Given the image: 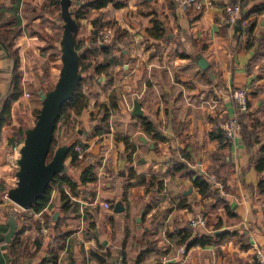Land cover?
Masks as SVG:
<instances>
[{
	"label": "crops",
	"instance_id": "crops-1",
	"mask_svg": "<svg viewBox=\"0 0 264 264\" xmlns=\"http://www.w3.org/2000/svg\"><path fill=\"white\" fill-rule=\"evenodd\" d=\"M200 2L203 9L195 12L181 9L174 0H124L122 8L108 5L91 10L80 21L77 38L84 44L93 32L90 21L98 16L104 25L98 36L108 33L106 45L114 36V24L125 29L130 40L126 49L114 52L106 72L82 88L88 101L95 102L93 106L88 102L76 118L80 126L76 141L83 147H75L81 150L82 163L69 165V159L65 160L67 176L78 192L70 198L78 203V214L65 217L60 212V189L67 195L69 190L64 184L52 186L42 213L17 209L11 239L17 236L15 250L0 246V264H40L59 238L63 247L56 251L55 264H122L121 253L124 264H135L140 254L145 256L139 264L255 263V247L264 249V162L260 170L256 168L264 129L257 131L259 143L252 142L250 147L241 138L238 117L234 137L222 141L221 147L208 132L215 127L221 130V123L237 113L230 93L238 88L247 90L249 105L238 116L252 114L264 122V59L246 70L257 42L246 50L244 33L226 23L224 8L236 0ZM52 10L49 0H0V96L13 72L12 50L19 60L23 89L11 105L10 122L0 131V208L9 206L7 211L0 209V233L7 232L8 213L17 208L5 195L16 182L14 160L24 130L35 122L33 111L40 105L37 92L55 80L57 58H50L55 49L47 48L44 37L59 28L60 12ZM154 21L163 25L164 40L147 34ZM263 29L264 12L256 16V39ZM178 53L189 57L180 58ZM201 57L205 69L197 64ZM135 101L142 116L131 114ZM99 104L110 111L109 132L92 135L103 115ZM142 119L166 141L147 134ZM247 122L241 120L242 125ZM57 128L60 141H66L64 128L60 124ZM182 149L187 159L179 153ZM172 160L183 162L194 175L171 174ZM131 168L146 175L144 184L128 178ZM84 171L95 180L83 184ZM200 176L210 184L206 195L193 185ZM115 203H121L124 211L114 213ZM197 213L204 216L206 225L191 228L189 221ZM46 216L53 220V232L47 226V234L40 235L38 219ZM184 231L187 239L182 242ZM196 237L210 242L191 246ZM182 246L186 254L179 253Z\"/></svg>",
	"mask_w": 264,
	"mask_h": 264
},
{
	"label": "trees",
	"instance_id": "trees-1",
	"mask_svg": "<svg viewBox=\"0 0 264 264\" xmlns=\"http://www.w3.org/2000/svg\"><path fill=\"white\" fill-rule=\"evenodd\" d=\"M49 3L53 7L52 11L60 12V1L59 0H49ZM235 3H239V6H240V11L238 14V23H236L235 27L237 31L239 32V34L244 33V35L246 36L247 43L245 44V49L246 50L251 49L254 45L253 43L255 41L257 42V48L254 49L253 55L246 65V70L247 69L249 70V68L253 64L264 59V29L261 32L260 37L257 39L254 37V32H253L256 16L264 12V0H236ZM249 3H253V5L252 7L247 8V5ZM74 4H75L74 7L71 5L70 11L72 12V15L77 23V31L74 34V47L76 51L79 53V73L81 74V79L79 81V84L77 85V88L73 92V94L70 96V98L67 101H65L62 104L60 108V112H59L58 118L54 126L53 136H52V140L49 146V151L46 157V162L50 161L55 149L58 146L66 144L68 145V150L66 153L65 160L69 159V165L78 166L82 163V161H80L77 158V152L75 151V146L78 145L76 141V137H78V131H77L78 129L77 128L73 129L71 133L66 137V141L61 142L60 140L62 137L60 136V134L56 135V132L58 131L57 126L60 124V126H62L64 130L68 129V127L70 126L71 119H73V121L74 120L76 121V118L80 115L82 110L87 108L89 101L86 95L83 94L82 92V85H91L93 78L98 77L101 73L106 72V70L113 64L114 52L118 50L120 51V50L126 49L127 44L130 40V35L125 29H121L119 28L118 25L114 24L112 25L114 36L111 42L108 43L105 48H100V45L96 43V40H97L99 32L101 31L104 25L101 22L100 16H98L95 19L90 21L93 27V32L91 33L87 43L84 44L83 40H79L77 38V32L81 25L80 21L86 18L91 10H100L102 8H105L108 5H112L114 8H122L125 5V3H124V0H76ZM252 15L254 17L251 20H248V18ZM57 19L59 20L60 23L62 22L60 14H58ZM241 21L246 22L244 26L241 25ZM59 29L61 30V24H59ZM147 34L150 37L157 39V40L165 39V29L163 25L157 21H154L153 26L147 30ZM59 36L60 35L57 33V31H55L52 35L46 34L44 37L47 43V48H53V49L57 48L56 43L59 42ZM4 46L10 50L9 44H4ZM100 53H101V56H99ZM11 56L13 57V72H12L11 78L8 81L4 94L0 96V131L3 126H5L6 124L10 122L11 105L22 95V92H23L22 83H21V71L19 70V60H18V57L15 51L13 50L11 51ZM58 56H59V49H57V53H54L50 58L51 60L54 61L55 58H57ZM178 56L180 58L189 57V55L185 53H178ZM91 59L93 60V64L90 63ZM55 66L56 65H54V67ZM57 68H59V66ZM89 68H91V72L87 74L86 72H87V69ZM39 106H41V104ZM99 106L103 109V115L99 118L98 125L94 127L92 135H95L98 133H108L109 132V126H108L107 120H108L110 111L103 104L102 105L99 104ZM38 111H39V107L33 111L34 116L37 115ZM243 118L247 119L248 121L247 125L246 123L245 125L241 124V120ZM238 120H239L241 138L244 144L247 147H250L252 142L259 143V137L257 135V131L264 129V122L263 123L259 122L256 118L253 117L252 114L239 115ZM142 124H143L144 131L147 134L153 136L154 138H157L161 143H164L166 141V139L161 137V135L154 129L151 123H149L145 119H142ZM247 126H249V128H247ZM208 136L210 138L217 139L219 143V147H221L222 141H226V142L230 141V139L226 137L224 132L216 127L214 129H211L208 132ZM183 141H184L183 138L180 137V142L182 144H183ZM78 146L81 148L83 147V145H78ZM179 153L181 154L183 158L185 159L188 158V154L186 153L184 149L180 150ZM171 162L174 164L173 170L170 172L171 174L175 175L176 173L182 172L184 173L183 175H187L188 177H192L194 175V172L189 170L188 166H186L183 162L177 161V160H172ZM263 162H264V144L259 148L258 156L256 158V168L258 170H260L259 166ZM88 174H90L88 171H84V173H82L80 177V181L83 184L86 181L93 182L95 180L94 176H92L91 174L90 175ZM127 176L129 179H135L138 184L145 183L146 175L136 174L132 168L129 170ZM61 184H64V186L68 188L69 194L67 195L63 188L60 189V198H61V201L63 202L60 208V212L65 217H68L70 215H77L78 214V203L74 201L70 202V198L75 197L78 192L75 188V185L72 183L71 179L67 176V173L55 175L54 179L48 185L44 196L42 198H39L36 204L32 205L29 209L27 210L20 209V211H25V212H29L33 214L42 213V211L48 205V202L50 200L52 186H58ZM193 185L198 188V192L201 195H206L211 190L210 184L207 181V178L203 176L196 178L193 181ZM44 218L46 221V225L53 232V228L50 227L51 225L50 223H52L53 220L51 219V217H47V216ZM4 233L5 232L0 233V246H6L10 252L14 251L15 250L14 242L17 236L12 240L10 244H6L5 239H4ZM186 239H187V235H186V231H184L183 234L181 235V241L184 242V240ZM209 242L210 241L206 237H201V238L196 237L195 239L190 241L189 244L191 246L196 245V244L200 246H204L206 244H209ZM53 244L54 246L52 247H54L55 249H53L52 247H48L46 251L48 252V257L44 258L40 264H55L56 263V258H57L56 251L63 247L62 238L54 239ZM120 256L122 258V264H124L125 262L124 254L121 253ZM144 256H145L144 254H140L135 264H139L143 260Z\"/></svg>",
	"mask_w": 264,
	"mask_h": 264
},
{
	"label": "water",
	"instance_id": "water-1",
	"mask_svg": "<svg viewBox=\"0 0 264 264\" xmlns=\"http://www.w3.org/2000/svg\"><path fill=\"white\" fill-rule=\"evenodd\" d=\"M59 1L62 20V32L58 43L61 65L58 77L52 88L47 91L39 90L37 92L41 106L35 116L33 126L24 130L23 142L14 160L16 182L12 188L7 190L6 198L17 208L10 210L7 216L6 225L8 230L4 234L7 243L11 242L16 232L17 209L27 210L36 204L37 200L44 196L48 185L55 175L67 173L65 158L68 145L58 146L50 161L46 162L60 108L73 94L81 79L79 53L74 47V34L77 31V23L70 11L72 0ZM106 46V44H103L100 45V48H105ZM197 64L200 69L206 68L202 57L198 59ZM131 114L142 116V111L137 101L133 104ZM123 211L124 207L121 203L114 204V213Z\"/></svg>",
	"mask_w": 264,
	"mask_h": 264
},
{
	"label": "built area",
	"instance_id": "built-area-1",
	"mask_svg": "<svg viewBox=\"0 0 264 264\" xmlns=\"http://www.w3.org/2000/svg\"><path fill=\"white\" fill-rule=\"evenodd\" d=\"M174 1L183 10L187 9V8H192L194 11L200 12L203 9V5L200 2V0H174ZM239 11H240L239 3L228 5L224 8V18H225L226 23L230 27H235L236 23H238ZM245 23H246L245 21H241L242 26H244ZM108 39H109L108 33H103L97 37L96 43L98 45H103V44H106ZM25 96H29V94H25ZM230 97L233 99V101L236 105L237 113L234 114V116L231 117L230 119H228L227 121L222 122L220 125V128L224 132V134L226 135L227 138L232 139L235 135V132L238 129V121H237L238 114L241 112L247 111V107H248L247 90L245 88L235 89L230 93ZM75 151L77 152V158H81L82 153H81L80 148L75 147ZM103 207L105 209H108L109 205L104 203ZM39 214H38V216H39ZM38 220H39V224H40L38 234H40V235L41 234H47L48 227L46 225L45 220H43L42 218H39ZM205 225H206V221H205L204 216L201 213H197L189 221V226L191 228H195L197 226L204 227ZM178 251L180 254H186L187 253L185 246L180 247L178 249ZM254 260H255V264H264V249L255 247Z\"/></svg>",
	"mask_w": 264,
	"mask_h": 264
},
{
	"label": "rangeland",
	"instance_id": "rangeland-1",
	"mask_svg": "<svg viewBox=\"0 0 264 264\" xmlns=\"http://www.w3.org/2000/svg\"><path fill=\"white\" fill-rule=\"evenodd\" d=\"M73 3V2H72ZM60 24H62V22L60 23ZM61 32H62V29L60 30L59 28L57 29V33L61 36ZM60 36H59V39H60ZM57 44V48H55V53H57V49H59V44H58V42L56 43ZM56 47V46H55ZM57 64H56V66L54 67V75H53V77L55 78V80H54V82L56 81V79H57V77H58V70H59V68H60V65H61V62H60V58H59V56L57 57ZM59 66V68H57ZM36 85H38V81H36ZM49 88L47 87H45V88H43L44 89V91H47V90H49V89H51L52 88V86H53V84H49ZM83 87V89H85V85H82ZM88 93V92H87ZM88 95L90 96V98H93L92 97V95H90L89 93H88ZM91 101H93V100H91ZM91 101H89L90 102V105L91 106H93V105H95V102L93 101V102H91ZM39 108H40V106H39ZM77 121V120H76ZM76 121L74 120L73 121V119H71V122H70V126L68 127V129H66V130H63V134H64V132H66V135H69L70 133H71V131L73 130V129H75V128H80V126H78L77 124H76ZM58 134H60V130H58L57 132H56V135H58ZM61 135V134H60ZM16 168V167H15ZM8 201V200H7ZM9 203H11L10 201H9ZM8 205L7 206H5L4 208H0L1 210H4V209H6V211H7V209H8Z\"/></svg>",
	"mask_w": 264,
	"mask_h": 264
}]
</instances>
